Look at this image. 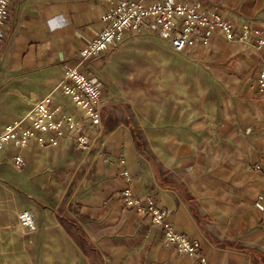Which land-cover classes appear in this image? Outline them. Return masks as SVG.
Listing matches in <instances>:
<instances>
[{
	"label": "crops",
	"instance_id": "0c3cea01",
	"mask_svg": "<svg viewBox=\"0 0 264 264\" xmlns=\"http://www.w3.org/2000/svg\"><path fill=\"white\" fill-rule=\"evenodd\" d=\"M118 1L138 0H11L1 26L0 131L52 92L65 113L78 112L56 90L63 64L99 34ZM170 1L246 23L249 38L218 33L176 52L145 28L81 67L102 90L88 147L68 132L0 148V243L9 264H199L200 256L264 264V0ZM126 187L167 210L199 256L180 254L148 215L125 206ZM24 209L34 216L31 234L18 230Z\"/></svg>",
	"mask_w": 264,
	"mask_h": 264
},
{
	"label": "built area",
	"instance_id": "2783aa9c",
	"mask_svg": "<svg viewBox=\"0 0 264 264\" xmlns=\"http://www.w3.org/2000/svg\"><path fill=\"white\" fill-rule=\"evenodd\" d=\"M10 4L11 0H0V48L1 26L8 15ZM102 21L103 28L99 34L79 51L75 60L63 64L62 76L57 82L56 90L68 97L71 106L78 112L65 113L62 102L54 92L49 93L34 102L22 118L0 131V148L9 143L24 148L31 140L44 145V135L48 133L61 137L74 132L78 148L86 149L89 144L88 128L94 127L100 118L102 90L101 84L87 78L80 68L89 60L101 56L109 47L120 43L126 33L138 34L148 28L168 41L176 52H182L197 43L207 44L210 37L218 33L226 41L236 38L241 42L248 40L250 34L246 23L233 26L216 10L198 12L191 6L172 3L170 0L152 4H145L141 0L112 2ZM257 84L260 89H264V58ZM47 143L55 145L56 138H50ZM13 163L19 168L24 161L17 155ZM120 175L129 181L127 170H122ZM121 195L124 205L137 214L148 215L151 224L160 230L164 241L172 244L180 254L199 256L198 242L174 228L167 210L156 205L151 198L134 196L130 187L124 188ZM17 225L26 234L35 232L33 213L21 210L17 215ZM199 264H207L203 256H200Z\"/></svg>",
	"mask_w": 264,
	"mask_h": 264
},
{
	"label": "rangeland",
	"instance_id": "374dc122",
	"mask_svg": "<svg viewBox=\"0 0 264 264\" xmlns=\"http://www.w3.org/2000/svg\"><path fill=\"white\" fill-rule=\"evenodd\" d=\"M18 230H20L19 227ZM3 245L0 243V264H9V253L3 248Z\"/></svg>",
	"mask_w": 264,
	"mask_h": 264
}]
</instances>
